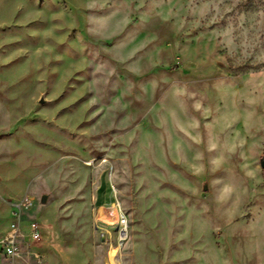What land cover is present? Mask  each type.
Wrapping results in <instances>:
<instances>
[{
    "label": "rangeland",
    "instance_id": "1",
    "mask_svg": "<svg viewBox=\"0 0 264 264\" xmlns=\"http://www.w3.org/2000/svg\"><path fill=\"white\" fill-rule=\"evenodd\" d=\"M263 162L264 0H0V264H264Z\"/></svg>",
    "mask_w": 264,
    "mask_h": 264
},
{
    "label": "built area",
    "instance_id": "2",
    "mask_svg": "<svg viewBox=\"0 0 264 264\" xmlns=\"http://www.w3.org/2000/svg\"><path fill=\"white\" fill-rule=\"evenodd\" d=\"M126 219V218H125ZM122 238H125L128 234V222L127 219L124 222L122 219ZM30 237L32 240L40 238L39 223L35 220L30 223ZM21 231L18 225L13 224L6 232L0 234V247L5 250V253L9 256L16 257L19 255L18 238L21 236Z\"/></svg>",
    "mask_w": 264,
    "mask_h": 264
},
{
    "label": "bare ground",
    "instance_id": "3",
    "mask_svg": "<svg viewBox=\"0 0 264 264\" xmlns=\"http://www.w3.org/2000/svg\"><path fill=\"white\" fill-rule=\"evenodd\" d=\"M193 61V60H192ZM191 61V62H192ZM114 208H118L119 209V211H120V213H121V222H122V219H123V221L125 222L126 221V217H125V215L122 213V211H121V207H120V202H119V200L118 199H116V202H115V204H114ZM122 224V223H121ZM122 245L120 244L118 247H114V248H112L111 249V251H110V260H111V262H112V264H117V260H118V252H119V248L121 247Z\"/></svg>",
    "mask_w": 264,
    "mask_h": 264
},
{
    "label": "water",
    "instance_id": "4",
    "mask_svg": "<svg viewBox=\"0 0 264 264\" xmlns=\"http://www.w3.org/2000/svg\"><path fill=\"white\" fill-rule=\"evenodd\" d=\"M262 165L264 166V162L262 163ZM47 199H48V195H47V194H43L41 200H42L43 202H46Z\"/></svg>",
    "mask_w": 264,
    "mask_h": 264
}]
</instances>
